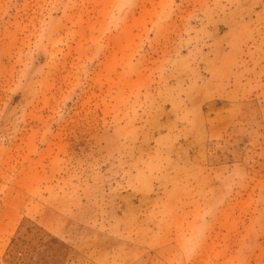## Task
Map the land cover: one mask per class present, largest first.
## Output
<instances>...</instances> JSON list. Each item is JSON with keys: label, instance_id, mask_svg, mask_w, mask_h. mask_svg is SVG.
Wrapping results in <instances>:
<instances>
[{"label": "rangeland", "instance_id": "rangeland-1", "mask_svg": "<svg viewBox=\"0 0 264 264\" xmlns=\"http://www.w3.org/2000/svg\"><path fill=\"white\" fill-rule=\"evenodd\" d=\"M29 223L56 264H264V0H0V264Z\"/></svg>", "mask_w": 264, "mask_h": 264}, {"label": "trees", "instance_id": "trees-1", "mask_svg": "<svg viewBox=\"0 0 264 264\" xmlns=\"http://www.w3.org/2000/svg\"><path fill=\"white\" fill-rule=\"evenodd\" d=\"M42 247H44L43 252L50 251L53 247H59L62 251V246L55 239L50 238L42 228L33 223H29L25 227L22 236L12 240L11 247L8 250V256L11 261L21 260L27 261V263L34 262V264H38V261H45L48 264H56V256L58 255L55 252H52L47 257L42 256L37 260L34 254L37 248Z\"/></svg>", "mask_w": 264, "mask_h": 264}]
</instances>
